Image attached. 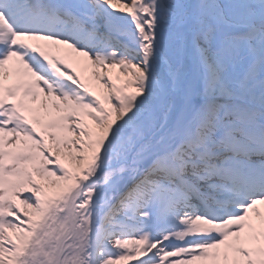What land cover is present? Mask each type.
I'll list each match as a JSON object with an SVG mask.
<instances>
[{
	"label": "snow or ice",
	"instance_id": "obj_1",
	"mask_svg": "<svg viewBox=\"0 0 264 264\" xmlns=\"http://www.w3.org/2000/svg\"><path fill=\"white\" fill-rule=\"evenodd\" d=\"M0 264H264V0H0Z\"/></svg>",
	"mask_w": 264,
	"mask_h": 264
}]
</instances>
